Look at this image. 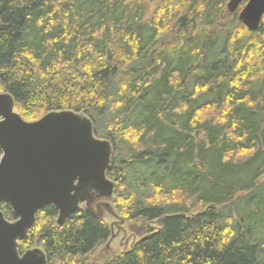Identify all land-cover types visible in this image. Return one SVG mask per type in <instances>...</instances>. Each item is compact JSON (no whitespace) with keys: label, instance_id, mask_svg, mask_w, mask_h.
Segmentation results:
<instances>
[{"label":"trees","instance_id":"16d2710c","mask_svg":"<svg viewBox=\"0 0 264 264\" xmlns=\"http://www.w3.org/2000/svg\"><path fill=\"white\" fill-rule=\"evenodd\" d=\"M230 1L162 0L145 21L142 0H0V93L28 122L88 116L118 214L157 223L101 264H264V19L251 32ZM57 220L39 211L21 254L91 264L112 237L84 206Z\"/></svg>","mask_w":264,"mask_h":264},{"label":"water","instance_id":"95a60500","mask_svg":"<svg viewBox=\"0 0 264 264\" xmlns=\"http://www.w3.org/2000/svg\"><path fill=\"white\" fill-rule=\"evenodd\" d=\"M244 1L231 0L228 12L235 14ZM263 19L264 0H248L239 15L251 32ZM0 150V205H9L16 217L9 221L0 209V264H49L43 249L19 250L46 207L58 212L59 226L82 206L98 220L106 213L118 218L111 204L115 183L107 175L113 147L96 136L84 113L51 112L28 122L13 96L0 93Z\"/></svg>","mask_w":264,"mask_h":264},{"label":"rangeland","instance_id":"374dc122","mask_svg":"<svg viewBox=\"0 0 264 264\" xmlns=\"http://www.w3.org/2000/svg\"><path fill=\"white\" fill-rule=\"evenodd\" d=\"M161 1L162 0H142L145 21L150 20L153 17L156 10L159 8ZM244 5L245 4H243L241 8H243ZM262 180L264 181V178ZM111 204L118 215V218L106 213L104 215V221L111 226L112 237L106 245L95 251L92 256L91 264H101L110 257L128 251L137 241L147 235L148 230L151 228H157V223L147 224L146 222L139 220L128 222L118 214L114 200ZM35 248L41 249V247L37 246L33 247V249Z\"/></svg>","mask_w":264,"mask_h":264},{"label":"flooded vegetation","instance_id":"af4514ba","mask_svg":"<svg viewBox=\"0 0 264 264\" xmlns=\"http://www.w3.org/2000/svg\"><path fill=\"white\" fill-rule=\"evenodd\" d=\"M247 2H248V0L244 1L243 4L247 5ZM243 4L241 5V7L243 6ZM245 5H244L243 8L240 7L239 10L235 13V14L238 15V19H239V15H240L241 11L245 8Z\"/></svg>","mask_w":264,"mask_h":264}]
</instances>
